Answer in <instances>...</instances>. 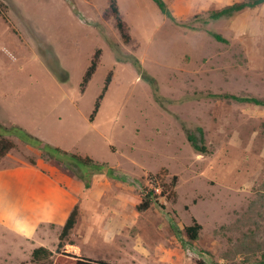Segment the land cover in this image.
<instances>
[{"label":"rangeland","instance_id":"rangeland-1","mask_svg":"<svg viewBox=\"0 0 264 264\" xmlns=\"http://www.w3.org/2000/svg\"><path fill=\"white\" fill-rule=\"evenodd\" d=\"M164 1L172 18L152 0H116L125 42L108 0H0V136L14 142L0 159V264H31L36 245L52 251L53 264H75L72 255L110 264L264 261V3L215 19L213 11L246 0ZM163 187L166 195L137 209L148 189ZM193 218L195 240L184 230Z\"/></svg>","mask_w":264,"mask_h":264},{"label":"trees","instance_id":"trees-1","mask_svg":"<svg viewBox=\"0 0 264 264\" xmlns=\"http://www.w3.org/2000/svg\"><path fill=\"white\" fill-rule=\"evenodd\" d=\"M152 1L155 3V5L158 7V9L160 10V12L163 15H165L167 18H172L170 9L168 8V6L164 0H152ZM262 3H264V0H246V1H240V2H233L231 4H228L224 7H222L219 10L213 11L211 13V17L217 19V18H220L222 16H230V15H232L236 12H239L245 8H253V7H255L259 4H262ZM108 8H109V12L112 14V16L114 18L115 26L118 29V31L120 32L121 37L123 38V40L125 42H128L129 41V35L125 31L124 22L120 16L116 0H108ZM214 36L218 40H222V37H220L218 34H214ZM99 53H100V49H97L96 52L94 53L91 61H90L89 66L87 67V69L83 75L81 86H84L86 84V82L89 80V78L91 77V75L93 74V72L96 68V65H97V58H98ZM130 62L137 68L140 76L146 82H148L150 85L154 84V79L143 72V69L141 68V65L139 64V62H137L136 60L134 61V59L131 60ZM109 80H110V78L108 75L106 77L104 86L102 87V90H101L100 94L98 95V97L94 103V109H93L92 114L90 115V119H92L93 114L97 111V109L99 107V101L102 99L104 92L107 89ZM228 97H230L236 101H240V102L251 101L255 104H263V101H260L254 97L236 96V95H228ZM198 130L202 134L201 129L199 128ZM187 139L189 140V142L191 143L193 148H195L196 150H198L200 152L206 151L204 144H202V143L199 144L197 142V138L193 134H188ZM201 139H202V137H201ZM30 140H31V142L39 141L36 138L30 139ZM39 142L46 149L52 151L53 153H60L61 152L62 154H66L70 159H72L73 161H75L77 163H81V164L86 165L90 168L96 169L101 173H106L109 175L113 174V170L111 168L106 167V165L104 163L95 162L89 156H82L79 154H72V153L68 154L66 151H62L58 147H52V146H50V145H48L42 141H39ZM13 147H14V142L11 139L0 136V159ZM159 175L161 176L160 173H158V176ZM174 185H175V179L173 178L168 183L169 189H172L174 187ZM167 190H168V188H164L161 191L156 192L154 190V188L148 189V192L141 199V202L137 205V209L140 211L147 209L153 200L157 201V199L161 195H166ZM75 216H76V207H74L72 209V211L70 212L68 218L66 219V221H65V223L61 229V232L58 236L59 241L57 243V250L63 245L62 240L69 234L70 230L74 226ZM200 229H201V225L194 218L192 219V223L190 225H186L184 227L186 234L188 235V237L191 240H195L198 237V233H199ZM72 256L76 258L75 264H110V263H107V262L102 261V260H93V259H90L87 257H77L74 255H72ZM31 264H53L52 263V251H50L48 248L43 247V246H39V247L34 248L31 252ZM259 264H264V261L259 262Z\"/></svg>","mask_w":264,"mask_h":264},{"label":"crops","instance_id":"crops-1","mask_svg":"<svg viewBox=\"0 0 264 264\" xmlns=\"http://www.w3.org/2000/svg\"><path fill=\"white\" fill-rule=\"evenodd\" d=\"M39 238H40V237H39ZM39 246H43V245H36V247H39ZM36 247H35V248H36ZM43 247H44V246H43ZM46 248H47V247H46Z\"/></svg>","mask_w":264,"mask_h":264}]
</instances>
